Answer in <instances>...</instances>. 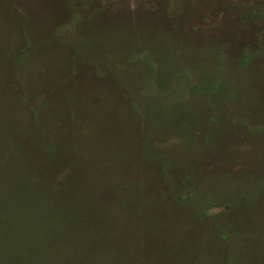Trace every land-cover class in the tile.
Segmentation results:
<instances>
[{"label":"rangeland","instance_id":"1","mask_svg":"<svg viewBox=\"0 0 264 264\" xmlns=\"http://www.w3.org/2000/svg\"><path fill=\"white\" fill-rule=\"evenodd\" d=\"M0 264H264V0H0Z\"/></svg>","mask_w":264,"mask_h":264}]
</instances>
